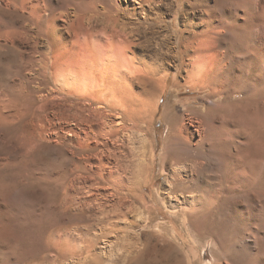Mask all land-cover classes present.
I'll return each instance as SVG.
<instances>
[{"label": "rangeland", "instance_id": "rangeland-1", "mask_svg": "<svg viewBox=\"0 0 264 264\" xmlns=\"http://www.w3.org/2000/svg\"><path fill=\"white\" fill-rule=\"evenodd\" d=\"M100 1L87 29L100 30L105 3L121 9L127 3ZM194 1L156 0L149 8L165 15L153 30L144 24L146 33L127 53L135 66L157 61L165 66L160 76L168 75L166 88L149 96L156 109L146 122L136 104L150 83L135 86L125 102L105 85L117 77L103 75L94 61L83 66L102 52L108 62L111 53L99 40L75 46L86 36L77 32L72 0H0V264H138L148 251L158 263L169 254L179 256L178 264H264V170L248 161L252 136L260 131L264 141V115L215 108L213 122L206 112L212 101L231 107L244 92L229 100L224 89L217 96L192 90L186 69L177 68L181 60L167 55L174 34L187 43L192 38L186 20L196 23L201 39L232 43L226 26L235 20L218 18L207 36L200 20L205 4ZM233 4L212 0L211 7L219 13ZM246 9L251 19L236 24H247L245 32L264 27L259 13ZM259 11L264 15V7ZM118 13L119 24L136 22ZM224 44L212 51L213 62L245 51ZM188 51L186 64L194 55ZM90 80L98 85L86 88ZM227 150L236 154L234 167L220 163Z\"/></svg>", "mask_w": 264, "mask_h": 264}, {"label": "bare ground", "instance_id": "bare-ground-1", "mask_svg": "<svg viewBox=\"0 0 264 264\" xmlns=\"http://www.w3.org/2000/svg\"><path fill=\"white\" fill-rule=\"evenodd\" d=\"M229 1H230V3H234L233 5H235V7L226 6L223 9H221L219 11V13L215 8L211 7L212 6L211 5L212 0H200V1L195 0L193 5L194 6H200L202 4H205L206 9L204 10V13L201 14L202 17H200V20L206 27L205 31L203 30V33L207 36L210 34V32H212L213 29H216L218 27V23L216 25V22H219L218 20L222 19V16L234 19L235 22L233 24L227 23V26H226V29L229 32L230 37L232 36L231 37L232 43L231 42L228 43L227 41L203 40V39L199 38L200 35L198 33L193 31L194 27L196 26V23L194 21H191V20H186V25L184 27H185L186 31H188L189 34H191V36H192V38L189 40V42L187 43V42L182 41L181 39H179L176 36V34H174L175 40L172 43L171 42L167 43L168 45H166L168 47L167 55L172 56L173 59H176V61H177V59L181 60V62H180L181 66L179 64L177 66V68L179 70L182 67H184L183 68L184 70L186 69L185 71L187 72V74H186L187 77L185 79V86L190 87L192 90L195 88H200L203 91H209L210 95H212V96H214V95L217 96L218 94H220V91L224 89L225 92L227 93V96H228L227 98L229 100L232 99L234 94L244 92L245 97L243 98L242 101L240 100L241 104H239V102H238V103L233 104V106L231 105V107L227 106V105H226V107H223L220 104H218L217 102L212 101L209 104L210 106L206 109V112L208 113V115L211 116V119L213 122L216 120L212 115V111H214L215 108H223L227 112L229 111V113L232 112L233 114H235L237 107H239L238 108L239 110H242V108H243L244 111L249 110L250 112L262 113V115H264V27L259 28L257 31L253 30L254 32L253 31L245 32L244 28H246L245 26L247 24H236V21L239 22L241 20H244L241 23H246V18L249 17V15H250L246 9V6H248V5H250L252 7V12L254 11L253 17L255 15H257V12H258L261 20L264 19V15L260 14V11H259V9L264 7V0H250V1L249 0H229ZM99 2H101V1L100 0H72V2H71L72 5L76 8L75 9L76 10L75 17H76V24H77V27L79 29V31H77V32H80L86 36L82 43L80 41H78L75 43V46H78L80 49L84 45L88 46V47L90 45H91V47H93V46L95 47L96 42L98 43V40H99L100 47H102V49L105 52L107 51V52L111 53V55H109V61L110 62L109 61L107 62L103 57H100L102 55V53H104V52L100 51L102 53H100V56L98 57V56H95L96 55L95 51H93L95 55H93L92 59H94V60L89 59V60L83 61V66L86 67L87 65H91L90 61H92V62L94 61L95 62L94 68L99 70L100 72L101 71L104 72L103 75L106 74V77H108V78H110L109 74L112 75L113 78L117 77L118 79H116V81L114 80L115 82L110 81V80L105 81V83H107L105 85H106V88L109 87L110 90H112V91H114V90L120 91L122 93V96H123L121 100H123L125 102L127 101V99H128V101L130 100L129 97H133L135 95L134 94V87L135 86H137L138 84H142L146 81L148 83H150L153 87L150 90L144 89V94L147 93L146 97L144 99H138V103L136 104V106L138 107V115H139L138 117L142 120H145L146 122H150L151 118H152L151 117L152 116L151 111L152 110L154 111V109H156L154 107L156 100L155 101L153 100V102H152V96H153L152 94H154V92H152V91H155V90L158 91V89L163 91L166 88L165 84H166V81L168 79L167 78L168 75H165V76L161 75L162 77L160 76V74L164 70L165 66L159 64L160 62L157 63V61H154V63H151V64H148L144 61V63L143 62L141 63L142 64L141 67L135 66L134 65L135 59H133V58L129 59L127 57V53L131 52L132 47L135 46V39L134 38L136 36L142 37L146 33L144 31V24H148L150 27L149 30H153L154 26L156 24H158V22H159L158 20L162 19L163 16L165 15L164 10L159 9L157 11L155 8L152 10H151V8H149L151 5L153 6V4L157 3L156 0H126V2H127L126 6L123 9H121L122 7L121 8L117 7L118 6L117 4L111 5V3L110 4L105 3L106 8H105V11L102 13L103 19L101 20L100 30H98L94 26H93L94 27L93 30H92V28H91V30L89 28L87 29V25L85 24V20L88 19L89 22L92 23L94 17H93V15H90V14L95 13L97 11L96 8H97V4ZM168 5L170 6V4H167V6ZM61 7H62V10L65 11V14H63V17L66 18V21L68 23L69 22L68 5L61 6ZM154 11L157 15V18L152 17V14L154 13ZM118 12H123L127 18L130 17V19H132L131 17H133L136 22L131 21V22H126V23L123 22L122 24H119L118 20L116 19V16H118V14H120ZM240 12H243L242 16L240 15ZM99 14H100V12H99ZM218 14H220V15H218ZM179 15H180L179 9H177L175 11V16H174L175 20L178 19ZM52 17L55 18V16H52ZM198 17H199V15H198ZM54 18H51L52 21ZM249 18L251 19V17H249ZM99 19H100V17H99ZM90 23H89V27H90ZM236 28L238 29V31H240L238 33H241V36H237V34H234L235 31H233V29H236ZM242 28H243V30H242ZM94 32H97V33L100 32V36L101 37L103 36L104 38L102 37V40H101L100 38H98V35H97V37L94 35ZM61 41H63V40H61ZM103 41L105 42V45H102V44H104ZM222 42H223V44L225 42H227V44H224L225 46L229 45V44H232L233 46H241V49H243L245 51L240 55L238 54V56L235 55L236 57L235 56H233V57L228 56V58L227 57L225 58L223 56L224 58H222L220 60H214V62H213V60H211V58L215 54H212V51L216 50L220 46V44H222ZM60 44H62V43L60 42ZM169 44H171V46ZM189 49H191V51L193 52L194 55H193L192 59L189 62H187L189 64H186L184 62L186 60H184V59H186L187 56L189 57V53H188ZM92 50H93V48H92ZM92 50H91V52H92ZM99 50L100 49H97V51H99ZM89 51H90V49H89ZM206 56H208V57L212 56V57L208 58ZM215 56L217 57V55H215ZM225 56H227V55H225ZM219 57H218V59H219ZM168 58H170V57H168ZM182 60H184V61H182ZM100 67H101V69H100ZM186 67L187 68L190 67L191 69H187ZM109 68H112V69L109 70ZM106 69L109 71L107 72ZM103 80H106V79H104V76H103ZM73 84L78 86V82H77V84H76V82H73ZM79 84L81 85L80 82H79ZM85 84H86V88L94 87L95 85L96 86L98 85L96 82H93L91 80L89 81V83L84 82V85ZM103 84H104V82H103ZM109 84H111V85H109ZM258 85L261 86L259 92L253 91V90H256V87ZM239 89L241 90V92H239ZM91 93H92V91L90 92V94ZM123 93H126V95L125 94L123 95ZM150 94L152 95L151 97H149ZM140 96H142V95H140ZM97 97H98V99L99 98L102 99V96L101 97L97 96ZM152 103H154L153 106H152ZM121 104H122V102H121ZM241 105H243V106H241ZM150 107H151V109H150ZM240 107H241V109H240ZM232 113H231V115H232ZM179 125H181V124H179ZM182 128H183V125H182ZM179 131H180V129H179ZM181 134H182V132H181ZM258 135L256 134V135L252 136L251 145H252V147L254 145L253 148L255 150H253V148H252V150L254 151V154L252 156H250L251 160H248V161H251L252 163H254V165L257 168L259 167V169L264 170V141L260 137V131H258ZM170 137L174 138V140H176V141L181 140V138H182L181 136H178L175 134L171 135ZM186 138H187V136H186ZM172 141H173V139H172ZM226 142H228L227 144L230 143L229 140H227ZM226 142H225V144H226ZM221 156H222V158H221L220 163L225 165L224 168L227 166H230V165L233 166V162H235L236 154H233L231 150H227L226 152L224 151ZM143 161L146 162L147 159H145ZM80 169L81 168H79V170ZM142 169L143 168L141 167V170ZM143 171L144 170H142V173H143ZM256 172H258V170ZM144 173H145V171H144ZM140 175H141V172H140ZM96 176L99 177L100 174H97ZM178 176L180 177V175H178ZM84 178H86V177H84ZM96 178L97 177H95L94 180ZM181 178H182V176H181ZM179 180L180 179H178V181ZM81 183H84V182H81ZM175 184L176 183L174 182L173 185H175ZM254 192H257V191L254 190ZM211 198H213V197H211ZM188 201L189 200H187V202ZM190 209H189L190 215L191 214L193 215L195 212H197V210L195 209L196 210L195 211L194 208H193V210H190ZM185 211H186V209H185ZM185 211H183V212H185ZM148 252H143L140 255V257L137 260L138 264H178L179 256H176V255L172 256V255L167 254V252H166V254H167L166 257L164 254V259H162L158 263L156 261L151 260L153 258V256H152V254L149 255L150 252L149 253Z\"/></svg>", "mask_w": 264, "mask_h": 264}]
</instances>
